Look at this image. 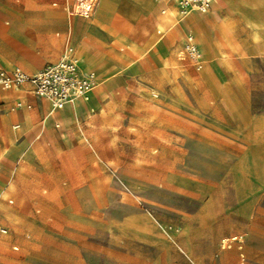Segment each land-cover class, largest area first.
I'll list each match as a JSON object with an SVG mask.
<instances>
[{
    "label": "rangeland",
    "instance_id": "1",
    "mask_svg": "<svg viewBox=\"0 0 264 264\" xmlns=\"http://www.w3.org/2000/svg\"><path fill=\"white\" fill-rule=\"evenodd\" d=\"M175 1L123 0L108 10L98 0L84 17L70 12L74 0H0V71L40 70L75 48L72 24L83 20L112 81L93 123L65 129L74 131L67 141L41 136L9 169L0 163V264H191L157 223L180 228L175 238L194 264L221 255V264H264V0H213L222 20L207 11L208 30L196 10L166 33ZM159 4L162 27L148 19ZM13 10L27 17L15 24ZM184 24L197 63L182 52ZM156 29L164 36L154 46ZM87 45L83 38L77 53L93 65ZM91 70L100 82L92 95L108 77ZM14 110L0 104L1 161L19 128L8 119ZM231 236L241 242L222 249Z\"/></svg>",
    "mask_w": 264,
    "mask_h": 264
},
{
    "label": "crops",
    "instance_id": "2",
    "mask_svg": "<svg viewBox=\"0 0 264 264\" xmlns=\"http://www.w3.org/2000/svg\"><path fill=\"white\" fill-rule=\"evenodd\" d=\"M15 1H18V0H15ZM122 1L123 0H99L98 4L103 9L111 10V9H114V7H116V5H115L116 2L120 3ZM107 3L110 4V7L107 5ZM224 3L225 2H223L222 5ZM73 4H74V2H73ZM161 5L162 4L152 5L149 8L148 19L152 22H155L157 24V26L159 24L158 9H159V7H161ZM219 8H221V7L211 8V5H210V9L208 10L210 12V13H208L209 17L214 19V21L216 23L219 22L220 20H222V19L218 18V16H217V10ZM70 12H71V10H70ZM205 13H202V14H205ZM75 15H77V14H75ZM8 16L11 19H13V22L15 24H19V22L21 23V21H24L25 18L27 17L24 12H22L21 15H19V12L14 11V10L12 12L8 13ZM78 16H80V15H78ZM87 16L88 15H85L84 17H87ZM185 18L179 19V16H178L177 20H173L172 23H168L165 27L166 33L168 32V29L172 25H176L179 22H183V20ZM145 20H146L145 18H140L139 21H137V27H138V29L142 30V32H145L148 29L147 24H146L147 22ZM208 24H209L208 15L205 14L204 18H203V27H206V29H207ZM42 27H44V26H42ZM72 27H73L72 35L74 32H78L80 35V36H73V37H76L75 48L72 47L71 45H66L63 48V50L59 53L57 58L54 61L49 62V63H53V62L57 61L59 59V57L61 56V54L64 52V50L67 47H71L73 49L74 56L78 60L80 67L86 68V69L82 68L84 71L89 72L92 68H98L99 67L100 68V74L102 76L107 75L108 79H107L106 85L102 86L101 89H98V91L93 93L88 100L81 101V100H72L71 99V100H69L70 102H68L66 109L63 107L60 109H54L49 114H47V112L43 109V106H42L43 105V100H42L43 98H39V97L35 96L31 92V87L28 84H24L17 89L0 90V104L13 103L14 102L15 110L10 112L8 119L16 120L18 123V126H19L18 131L16 133L12 132L10 134V136L14 137L15 139H14L13 143L9 144L8 146H6L4 148V150L7 149L8 151H7V154L3 156V160L2 161L0 160L1 165L4 168L6 167V169H9V167L13 166L14 163L18 160L30 157L34 153V149L31 147V145H33V143L37 142L41 138V136H43V137L45 136L46 139H50L53 136H56L59 139L62 138L61 140H63V141H67V139L69 138V134L74 133V131H70V132L66 133L65 129L67 130L68 128H70V126L76 125V123H79L80 120H82V119L84 120L87 117L88 118L90 117L89 121H90V123H93V121L96 118V116H95L96 112L95 111L97 109H102V110L104 109V104H102V102H101V94L105 91V89L107 87H109L112 84L111 77H109L110 74L108 72L104 57L99 52V49H98L96 43H94L92 40L94 35H95L93 32V29L90 28L86 22H84L83 20L82 21H74L72 24ZM183 30H186L187 33L191 34V32L188 31V30H191L188 25L184 24L182 31ZM155 34H156V39L151 44L154 46L157 43H159L164 36L163 31H161L160 29H156ZM56 36H58V33H56ZM83 38L87 39L88 45L86 46V51H87L88 55L95 61V63L93 65L92 64L89 65V64L85 63L84 61H83L84 64H82V62H80V59L78 58L79 55L77 53V47L79 46V44ZM211 38L213 40L212 49H214L215 45H217V46L220 45L219 42H217L218 41L217 30H216V33L214 34V36L212 35ZM183 44H184V41L182 42V45ZM211 55H212V51L209 54L208 60L212 57ZM80 57L82 58V55H80ZM208 60H207V66H208V62H209ZM49 63H47V64H49ZM47 64H45V65H47ZM28 74H32V73H28ZM97 80H98V78H97ZM97 86H98V81H97V84L95 87H97ZM8 91H10V94L6 96L4 93H6ZM17 101L21 102V107H16ZM24 106L27 108V110H24ZM4 120H5L4 118H0V121H1L0 123H3ZM52 126H54L56 128H59V126H62L63 130H61L60 133L53 135ZM222 258H223V255H221L215 261L200 258V263L201 264H212V263L213 264H221Z\"/></svg>",
    "mask_w": 264,
    "mask_h": 264
},
{
    "label": "built area",
    "instance_id": "3",
    "mask_svg": "<svg viewBox=\"0 0 264 264\" xmlns=\"http://www.w3.org/2000/svg\"><path fill=\"white\" fill-rule=\"evenodd\" d=\"M97 0H74L71 12L80 16H85L93 10ZM211 0H176L179 19L185 18L192 10L205 13L210 9ZM188 57L198 62L199 51L194 43L193 36L187 33L183 44V51ZM28 84L31 92L39 97L50 101L54 108L60 109L71 99L85 96L97 84L93 73L84 71L73 49L67 47L59 59L53 63L43 66L40 70L28 74L18 68L10 71H0V90L17 89ZM16 107H21V102H16ZM157 228L174 245L177 252L185 257L191 264L193 260L176 240V235L180 233V228L174 224L157 223ZM7 229L0 224V236L5 235ZM238 236H231L220 240L222 249L230 248L233 243H240ZM240 248V244H238ZM240 264H243L241 261Z\"/></svg>",
    "mask_w": 264,
    "mask_h": 264
},
{
    "label": "bare ground",
    "instance_id": "4",
    "mask_svg": "<svg viewBox=\"0 0 264 264\" xmlns=\"http://www.w3.org/2000/svg\"><path fill=\"white\" fill-rule=\"evenodd\" d=\"M98 1V0H97ZM96 1V2H97ZM213 2V0H211V2H210V5H211V3ZM169 11V12H168ZM168 11H167V13H170L171 15L169 16L168 15V18L170 17V21L169 20H166V19H168V18H166L165 20H166V22H168L169 21V23H172L173 22V19H172V16H173V14H174V10H172L171 8H168ZM192 11H196V10H192ZM192 11H190V12H192ZM164 12H166L165 11V9H163V11H162V13H164ZM189 12V13H190ZM166 13V14H167ZM188 13V14H189ZM161 15H164V14H161ZM175 15V14H174ZM163 17V16H162ZM162 17H160L159 16V26L160 27H162V25H163V23H162ZM165 17H167L166 15H165ZM158 20V19H157ZM165 20H163V21H165ZM172 20V21H171ZM165 23V22H164ZM164 26V25H163ZM174 26V25H173ZM223 27L222 28H224L223 30H224V32L225 31H227V27L225 28V24H223L222 25ZM180 28V27H179ZM227 34V33H226ZM33 58V57H32ZM79 59H80V62H82V64H84L83 63V60H82V58L81 57H78ZM22 60V59H21ZM21 64L23 65V66H26V62L24 61V60H22L21 61ZM81 64V65H82ZM207 66V65H206ZM82 68H85V67H82ZM86 69V68H85ZM89 72H91V73H93L95 76H96V74L92 71V70H90ZM96 78H97V76H96ZM100 85V82L98 81V86ZM97 86V87H98ZM96 89V87L95 88H93L90 92H88L85 96H79V97H77V98H74V99H72V100H82V101H86V100H88L89 99V97H90V95H91V93L94 91ZM43 100H45V101H47L50 105H51V103H50V101L49 100H47V99H45V98H43ZM68 102H70V101H68ZM68 102H66V103H68ZM52 106V105H51ZM52 108H54L53 106H52ZM55 109V108H54Z\"/></svg>",
    "mask_w": 264,
    "mask_h": 264
}]
</instances>
